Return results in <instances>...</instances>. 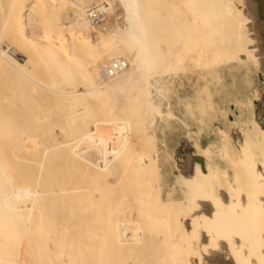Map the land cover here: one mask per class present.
Masks as SVG:
<instances>
[{
	"label": "bare ground",
	"instance_id": "obj_1",
	"mask_svg": "<svg viewBox=\"0 0 264 264\" xmlns=\"http://www.w3.org/2000/svg\"><path fill=\"white\" fill-rule=\"evenodd\" d=\"M240 1L241 7L233 0H182L172 8L173 18L183 14L194 48L201 40L214 50L216 42L217 61L209 60L208 48L191 57L199 69L188 94H202L214 80L218 88L207 94L219 93L221 85L220 96L234 99L238 112L248 97L228 94L226 84L234 79L224 84L222 70L250 59L264 69V0ZM155 3L0 0V264H156L155 246L140 252V242H150L133 218L150 208L152 214L159 209V222L179 223L177 234L170 226L163 231L165 243L180 231L195 238L199 263L242 264L237 260L245 257L243 264H264V129L256 119L250 137L241 127L218 126L216 138L206 131L194 146L199 160L187 152L178 169L181 191L163 194L171 183L155 130L163 117L172 119L173 105L163 109L162 100L176 94L173 75L181 64L178 58L163 63V20ZM47 4L50 13L42 15ZM63 7L69 10L64 20ZM91 7L105 15L102 22L95 23ZM112 59L123 63L110 70ZM133 117L141 125L137 133ZM188 129L200 132L191 123ZM246 138L254 140L260 169L249 158ZM143 206L149 209L141 214ZM94 207L117 208L120 217L82 224L81 212ZM148 217L156 227L159 217ZM180 235L169 243L180 247ZM145 244L144 250L152 248ZM178 249L176 260L168 254L165 261L192 264L189 251Z\"/></svg>",
	"mask_w": 264,
	"mask_h": 264
},
{
	"label": "rangeland",
	"instance_id": "obj_2",
	"mask_svg": "<svg viewBox=\"0 0 264 264\" xmlns=\"http://www.w3.org/2000/svg\"><path fill=\"white\" fill-rule=\"evenodd\" d=\"M156 1V5L155 6H160L161 7V16H159V20H163V24H162V36H160L161 41H160V50L163 54V60L167 66V64L170 62H174V60L176 58L180 59V64L181 67L179 68H175V73H174V78L175 80L172 82V86L174 87V91L176 94H169V96H167L166 98H163V105L162 108L165 109L167 108V103H170V105H173V114H172V119L170 120H166L165 117H163L161 120H159L157 122V127L155 130V139H156V144L160 147V152L162 154V160L160 161L162 167L166 170V174L168 175V182L167 184L171 183V185H166L163 188V194L164 196L166 195L167 191L169 189H173V191L177 192V191H181V185L178 182V180L176 179V176L178 175V169L181 168V164H182V160L183 158H186V153L187 152H191L192 154V159L193 160H199V157L197 155V151L195 150L194 146L195 143L197 142H201L202 139V135L205 134V132H210L211 134L213 133V138L218 137V126H222L223 128H232V127H237L240 128L241 127V131L242 133L246 136V137H250L251 135H253L255 131V127L257 124L251 122V117H253L254 119H256V121L258 122V124L264 129V69L263 67L259 64V62H257L255 59H250L246 62L245 65H237L234 66L233 68H228V67H224V69L222 70L224 77H223V83H225V79L230 81L232 79H234V85L232 84H226L227 88L226 91L228 92V94H232V97L237 98L240 97L242 94H240L242 91H244L245 96L248 97V102L249 104L244 107L243 109L240 110V112H238V105H236L237 103L235 102L234 99L228 98V99H223L222 96H220V94L222 93V88L221 85L219 86L221 88V91L219 93H215V94H207V93H211L214 89V91L216 90V88H218V85L216 82H214V80L212 82L209 83L208 87L202 92V94H188L189 91L191 90V86L192 84V79H196L197 78V73H198V69L199 67H193V62L194 60H192V56L193 55H197V57L200 55V52H203V50L205 48L206 49V55H209L212 58H209V60H218V56L216 53V42L213 43L214 45V50H210V45L205 44L202 45L201 40H197L196 47L194 48V45L191 43L189 44V41H191L192 37V32H190L188 35L184 34L186 31V26L185 21L182 20V15L181 16H177L176 18H173V12H172V8L173 7H178L179 3H182V0H155ZM234 4H236V6L241 7V1L240 0H233ZM182 12H184L183 9H180ZM50 13V9H49V5H46V8L43 9V11H41L42 15H49ZM185 13V12H184ZM69 14V10L67 7H63V9L60 11V16L61 18L64 20L65 16H67ZM186 14V13H185ZM187 16V15H185ZM184 18V17H183ZM186 18V17H185ZM184 18V19H185ZM102 22V21H101ZM200 33V32H198ZM194 35V34H193ZM245 37V36H244ZM186 40V41H185ZM242 40L243 42L245 41V39L243 38L242 35ZM6 42H8V39L5 40ZM186 47V48H185ZM33 49V47H32ZM32 49H28L27 47H25V50H30L32 54L38 55L36 54V52ZM7 52H12V51H7ZM34 57V58H35ZM36 59H38L36 57ZM198 61V60H197ZM188 68L187 70H185L184 68ZM190 68V70H189ZM11 69V68H8ZM228 70H231L230 73L228 72ZM226 73V76H225ZM0 78L2 79V77L0 76ZM173 78V77H172ZM246 79V81L243 80ZM0 79V81H1ZM192 84V85H191ZM254 87V88H252ZM187 93V94H186ZM211 95L214 96V102L211 103ZM210 96V98H209ZM203 97V98H202ZM220 97V98H219ZM221 102V103H220ZM219 103V105L221 107H218L217 104ZM137 106H135L134 109H136ZM227 119H230L228 122L226 121ZM192 124V126L194 127H198L200 132H193V131H189V124ZM132 126H133V130L135 131V133H137V130L140 131L141 125L139 126L138 120L136 119V117H133V122H132ZM136 128V129H135ZM162 130V132H161ZM164 130V131H163ZM59 137V135H58ZM246 145L247 149L249 150V154L251 157L250 160L253 161V163H255V166L260 169L261 165H262V161L260 160V157L258 156L256 149H255V145L253 144L254 140L252 141V139H248L246 138ZM199 144V143H198ZM165 145V146H164ZM172 147H171V146ZM235 147V146H234ZM233 147V148H234ZM236 154L238 156L243 154V149L242 147L239 148H234ZM235 153H233L232 156H234ZM173 184V185H172ZM145 206V205H144ZM142 207L141 208V214L142 212L145 213L144 209H149L146 207ZM149 207V205L147 206ZM153 207V206H152ZM156 207V206H154ZM95 211L92 210L91 208H87L89 210H91L90 212H92L90 215L89 210L85 211L86 214L83 212H81V217H80V222L82 223V219L84 220L82 224L87 223L90 224L91 222H95L97 219H103L102 215H105L104 218L107 219V221H114L115 219L119 218V214L120 212L118 211V209H114V208H106L100 210L96 207ZM157 208V207H156ZM97 209L99 210V212L97 211ZM152 208H150V210L146 211V214L148 213V215L142 214L143 217H147L148 219H150L148 216H151L154 218L153 221H155L158 218V223L157 220L155 221L154 226L156 227H152L153 225V221L150 223L151 225H149L148 223V219L145 217L143 218L142 216L140 217V213L136 215V212L133 214H135L133 216V218H138L139 223L142 226V230L143 233L145 234V239L148 240L147 242H150L149 244H145L149 247L152 248H147V250H144L143 248H145L143 245V242H140V248L142 250H140L141 253L143 254H149V250L151 253V250L153 249V247L155 246L157 249H153V252H157L156 253L159 257V259L157 260L153 255L155 253L152 252L151 255V259H153V261L155 260L156 264H165L167 263L165 260H169V257L171 258H175L177 255V252H175L174 247L178 244L176 242L178 241H174L173 244H170L174 239L175 240H179L178 239V235H180L182 233V231H180V234H178L176 236V238H172L169 237L168 239L172 238L173 240L168 241L167 243H165V238L167 235L165 236L163 231L168 232L169 230L174 231V234H177L179 232V223H177L178 221H173L170 222L169 221V225L166 224L168 222L166 220V217L164 220H161V222H159L160 220V216L159 215V209L158 211L154 209V212L152 214ZM106 210V211H105ZM150 211V213H149ZM88 212V213H87ZM101 212V213H100ZM156 212V213H155ZM158 212V216L156 217ZM131 213H126L127 215L126 218H132L131 217ZM155 214V215H154ZM161 214V213H160ZM237 214V213H236ZM235 214V215H236ZM99 215V216H98ZM101 215V217H100ZM145 215V216H144ZM239 215V214H238ZM85 216H87V218H84ZM96 216V218H95ZM98 216V217H97ZM119 216V217H118ZM237 217V215H236ZM156 218V219H155ZM239 218V217H238ZM162 219V218H161ZM237 220V219H236ZM101 221H105V220H100ZM147 221V223H146ZM235 221V220H234ZM239 221V220H238ZM98 222V221H97ZM150 222V220H149ZM160 223L162 225H160ZM173 223V224H172ZM101 224H103L101 222ZM166 224V226L164 225ZM173 225V226H172ZM163 229H165V227L167 228V226L171 227L170 229H165V230H161V227ZM165 226V227H163ZM181 226V225H180ZM146 227V229H145ZM148 228V229H147ZM153 228L155 231V228H157L159 230V232L161 233H157L158 231H155V233L157 234L156 237H154V231L151 232V229ZM156 229V230H157ZM161 230V231H160ZM178 230V232H176ZM181 230V229H180ZM148 231H150L151 233L148 234ZM165 232V234H166ZM153 233V238L150 237V239H148L150 236V234L152 235ZM143 234V235H144ZM159 234V235H158ZM171 234V232H170ZM173 234V235H174ZM186 234V233H184ZM161 235V236H160ZM173 236V237H175ZM181 236V242H179L180 247L178 246V248H181L180 251H182L181 253H186V251H189L190 254V258L193 259L192 264H196V262L198 264H213L212 261H210L209 259H206V261H204V263L202 262H198L197 260V252H198V242L195 240V238H186L188 236V234H186V236ZM192 237V235H191ZM114 237H110V241H113ZM143 238V239H144ZM180 238V237H179ZM167 240V239H166ZM144 241V240H141ZM170 242V243H169ZM150 244H154L153 246ZM167 244V245H166ZM165 246L166 247L165 249ZM171 246V247H170ZM177 246L175 248H177ZM143 247V248H142ZM154 247V248H155ZM189 247V250L188 248ZM170 248H172L170 250ZM177 248V250H179ZM187 248V250H186ZM149 249V250H148ZM170 250V253L166 250ZM138 250V249H137ZM136 249L134 251H137ZM155 250V251H154ZM176 250V251H177ZM133 251V252H134ZM143 251H147L146 253ZM166 251V252H165ZM175 253H172V252ZM179 252V251H178ZM137 254V252H135ZM134 253V254H135ZM135 254V255H136ZM169 254L168 258H166V256ZM172 256H171V255ZM175 254V255H174ZM175 256V257H173ZM157 257V258H158ZM181 257L183 258V260L186 259L185 255H181ZM212 256L210 255V258ZM145 260L149 259H142L139 260L138 262L141 261V263H143ZM176 260V258H175ZM209 260V261H208ZM247 260V258L245 257H239L237 260V263H242L245 262ZM152 261V260H151ZM150 261V262H151ZM174 261V259L172 260V262ZM195 261V262H194ZM161 262V263H160ZM172 262H168V264H171ZM153 263V262H151ZM174 263V262H173ZM154 264V263H153Z\"/></svg>",
	"mask_w": 264,
	"mask_h": 264
},
{
	"label": "built area",
	"instance_id": "obj_3",
	"mask_svg": "<svg viewBox=\"0 0 264 264\" xmlns=\"http://www.w3.org/2000/svg\"><path fill=\"white\" fill-rule=\"evenodd\" d=\"M89 13L93 17L95 23H100L104 20V14L100 11H98L95 7H91ZM123 63L122 59H112L110 63H108V69H114L117 68Z\"/></svg>",
	"mask_w": 264,
	"mask_h": 264
}]
</instances>
